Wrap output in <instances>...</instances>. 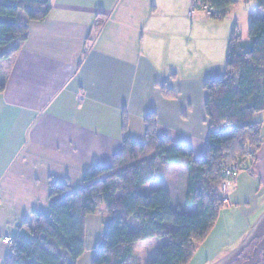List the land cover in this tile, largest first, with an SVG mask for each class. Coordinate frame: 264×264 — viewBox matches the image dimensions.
<instances>
[{"label":"crops","instance_id":"crops-1","mask_svg":"<svg viewBox=\"0 0 264 264\" xmlns=\"http://www.w3.org/2000/svg\"><path fill=\"white\" fill-rule=\"evenodd\" d=\"M50 3L47 20L31 22L20 50L0 62V73L8 74L0 94V264L12 252L3 240L28 235L39 217L50 214L53 185L77 192L95 166L114 167L125 134L146 141L150 115L160 137L189 146L196 159L208 145L209 137L175 126L181 115L187 118L178 81L194 68L195 49L207 34L204 14H192L193 0ZM259 122L263 143L236 174L227 206L257 219L236 240L240 244L255 231L249 242L255 246L264 243V118ZM156 163L155 179L143 190H166L172 208L183 212L188 167L166 165L160 157ZM109 222L105 206L87 217V251L77 264H93ZM155 239L135 244L134 252Z\"/></svg>","mask_w":264,"mask_h":264},{"label":"trees","instance_id":"trees-1","mask_svg":"<svg viewBox=\"0 0 264 264\" xmlns=\"http://www.w3.org/2000/svg\"><path fill=\"white\" fill-rule=\"evenodd\" d=\"M241 1L193 0L194 9L210 5L221 18L226 9ZM256 2L264 10V0ZM51 8L50 0H0V62L20 50L29 37V24L47 20ZM7 82L8 74H0V94ZM206 89V115L215 130L202 159H196L189 146L160 137L156 116L150 115L146 141L139 144L125 134L114 167L95 166L84 175L83 188L77 192L67 186H52L50 214L39 217L28 235L14 239L5 264H77L87 251L86 219L101 206H105L110 222L93 264H128L135 244L164 234L169 241L151 264H189L224 207L220 187L225 165L241 168L263 143L262 123L256 116L264 112V18L251 21L248 43H242L233 32L227 74L209 81ZM164 94L173 96L166 90ZM226 128L231 129L229 138L223 135ZM149 154H157L166 165L188 167L186 204L197 206L196 213L175 211L166 190H143L155 179L159 167L156 157L146 159ZM133 220L135 229L131 230ZM167 224L178 228L168 232Z\"/></svg>","mask_w":264,"mask_h":264},{"label":"rangeland","instance_id":"rangeland-1","mask_svg":"<svg viewBox=\"0 0 264 264\" xmlns=\"http://www.w3.org/2000/svg\"><path fill=\"white\" fill-rule=\"evenodd\" d=\"M224 15L225 17L220 19L202 15L207 20L205 41L195 49V64L189 76L178 81V90L181 92L178 99L186 111L187 118L181 115L175 126L179 130L201 138H208L215 130L206 115V103L209 97L206 85L209 81L220 80L226 76L228 51L233 32L236 31L242 43H248L250 23L252 20L264 18V10L259 8L256 0H247L241 2L238 8L226 9ZM263 118L264 112L257 115L256 121L259 122ZM223 135L229 138L231 129H224ZM155 155L157 154H149L146 159L156 157ZM195 209L186 206L183 212L193 214L198 211ZM248 214V211L236 207L229 209L224 205L214 227L205 241L197 246L189 264H242L256 249L255 245H249L255 231L247 233L242 243H236V240L247 232L249 223L257 220L247 217ZM134 223H136L134 220L130 223L131 230L135 229ZM177 228L174 224H170L167 230L175 231ZM90 232L89 229L88 237L90 235L89 239L92 241ZM168 241L169 237L164 234L155 241L138 245L128 264H149L152 258L156 259L161 254Z\"/></svg>","mask_w":264,"mask_h":264},{"label":"built area","instance_id":"built-area-1","mask_svg":"<svg viewBox=\"0 0 264 264\" xmlns=\"http://www.w3.org/2000/svg\"><path fill=\"white\" fill-rule=\"evenodd\" d=\"M195 12H200V13L205 14V15L212 17V18H217V19L221 18V15L214 8H212L210 5H201L199 8L194 9L192 14H194ZM240 170H241V168L236 164H229V165H225V167H224V170H223L224 180H223L222 185L220 187V191H221L222 203L225 206H230V204H231L229 195H230L232 188L234 187L236 174ZM3 242L7 245L12 246L14 240L9 238V237H6L3 240Z\"/></svg>","mask_w":264,"mask_h":264},{"label":"flooded vegetation","instance_id":"flooded-vegetation-1","mask_svg":"<svg viewBox=\"0 0 264 264\" xmlns=\"http://www.w3.org/2000/svg\"><path fill=\"white\" fill-rule=\"evenodd\" d=\"M264 243H259L257 246H255V251L247 257L245 261H243L242 264H264V250L260 253V255L257 254V251L259 248H263ZM262 246V247H261Z\"/></svg>","mask_w":264,"mask_h":264},{"label":"water","instance_id":"water-1","mask_svg":"<svg viewBox=\"0 0 264 264\" xmlns=\"http://www.w3.org/2000/svg\"><path fill=\"white\" fill-rule=\"evenodd\" d=\"M262 246H264V245H262ZM262 250H264V247L263 248H259V250L257 251V254L260 255V253L262 252Z\"/></svg>","mask_w":264,"mask_h":264}]
</instances>
